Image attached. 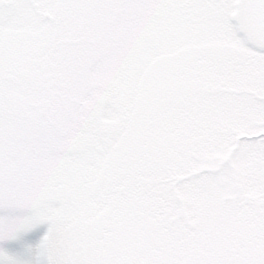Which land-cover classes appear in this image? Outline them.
<instances>
[{
	"label": "snow or ice",
	"instance_id": "obj_1",
	"mask_svg": "<svg viewBox=\"0 0 264 264\" xmlns=\"http://www.w3.org/2000/svg\"><path fill=\"white\" fill-rule=\"evenodd\" d=\"M0 264H264V0H0Z\"/></svg>",
	"mask_w": 264,
	"mask_h": 264
}]
</instances>
